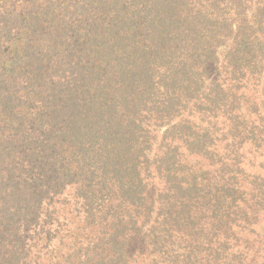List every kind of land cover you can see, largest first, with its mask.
<instances>
[{"label": "trees", "instance_id": "1", "mask_svg": "<svg viewBox=\"0 0 264 264\" xmlns=\"http://www.w3.org/2000/svg\"><path fill=\"white\" fill-rule=\"evenodd\" d=\"M0 264H264V0H0Z\"/></svg>", "mask_w": 264, "mask_h": 264}]
</instances>
